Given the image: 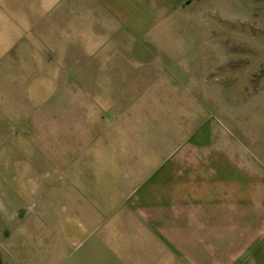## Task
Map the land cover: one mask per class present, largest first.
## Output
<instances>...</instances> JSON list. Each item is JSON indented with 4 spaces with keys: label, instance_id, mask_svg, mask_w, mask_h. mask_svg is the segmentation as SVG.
<instances>
[{
    "label": "rangeland",
    "instance_id": "374dc122",
    "mask_svg": "<svg viewBox=\"0 0 264 264\" xmlns=\"http://www.w3.org/2000/svg\"><path fill=\"white\" fill-rule=\"evenodd\" d=\"M65 175L169 228L171 259L264 264V0H0V264L65 259Z\"/></svg>",
    "mask_w": 264,
    "mask_h": 264
},
{
    "label": "crops",
    "instance_id": "0c3cea01",
    "mask_svg": "<svg viewBox=\"0 0 264 264\" xmlns=\"http://www.w3.org/2000/svg\"><path fill=\"white\" fill-rule=\"evenodd\" d=\"M1 5L4 9H8L5 3ZM4 22H8V19L5 18ZM50 162L51 167L54 169L60 166L56 158H51ZM25 164H31L29 167H35V176L25 177L20 182H17L16 179H10L5 182V189L8 192L14 189L18 191L11 192V194L17 197L15 205L19 209L24 200V189L21 185L29 181H33V183L40 181L41 183L48 184L45 182L47 177L41 176L42 169L44 168L42 161H27ZM63 164L67 165L68 162ZM79 179L78 177L74 178L73 176L65 175L58 176L56 178L57 182H51V192L56 194L58 200L66 199L67 201V207L65 209L66 222H70L71 220L76 221V227L71 226L69 231L67 230L66 247L69 248V253L65 256V259L57 261L56 264H186L182 259L170 258L172 231L169 228L166 229L162 226V234H158L153 228L147 225L148 222L139 219L135 213L108 207L106 200L109 197L107 196V190L105 191L103 186L102 188H94L95 191L90 186H85V183L103 184L104 181H101L99 178L95 179L96 181H90V177ZM60 180L64 183L65 188L59 185ZM74 183L81 186L76 188ZM12 184H17L18 186H12ZM40 190L37 195L40 194V198L46 197L47 195H43L42 193V188ZM147 201L149 203L153 201L152 197ZM148 206L153 207L152 203ZM153 216L155 217V215ZM81 217L84 220H81ZM90 218L92 219L93 225L91 228H87L85 226L87 224L84 221H90ZM100 221L103 223L101 234L90 237L86 243L82 242L83 239L74 237V234L79 229H83L86 233L88 232L87 234L92 233L100 226ZM149 229L151 230L149 231ZM127 230H129L130 236L125 234ZM165 236L169 241L165 239ZM112 240L119 241L120 245L115 244L116 246L108 249L107 243ZM172 241L179 247L187 246L186 242L177 243L174 239ZM215 246L217 245L215 244ZM167 253L168 259H166ZM51 259L54 258L51 257Z\"/></svg>",
    "mask_w": 264,
    "mask_h": 264
}]
</instances>
